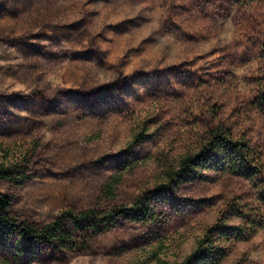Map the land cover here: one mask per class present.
<instances>
[{
  "label": "rangeland",
  "instance_id": "rangeland-1",
  "mask_svg": "<svg viewBox=\"0 0 264 264\" xmlns=\"http://www.w3.org/2000/svg\"><path fill=\"white\" fill-rule=\"evenodd\" d=\"M220 126L251 163L217 153L161 191ZM0 164L25 171L0 191L36 228L142 196L160 214L69 222L73 251L8 234L0 264H182L200 247L191 264H264V0H0Z\"/></svg>",
  "mask_w": 264,
  "mask_h": 264
},
{
  "label": "trees",
  "instance_id": "trees-1",
  "mask_svg": "<svg viewBox=\"0 0 264 264\" xmlns=\"http://www.w3.org/2000/svg\"><path fill=\"white\" fill-rule=\"evenodd\" d=\"M140 136H135L133 145H138L143 141ZM217 153L235 154L236 161L240 164L248 165L251 163L255 154L246 144H236L233 139V133L230 129L220 126L209 133V138L201 152L194 156L183 158L179 165L178 171H171L167 174L164 185L159 186L161 191H165L169 187L181 185L203 180L199 176L198 170L210 169L213 158ZM136 167V165H134ZM27 179L25 171L17 166L6 167L0 164V180L10 183H18ZM123 181V174H118L110 179L104 186L103 194L111 198L117 187ZM160 214L151 206L148 199L138 197L131 207L123 208L118 211L101 213L94 209H88L80 213L73 211L62 212L53 223L43 228H36L26 222H20L13 216L12 199L4 195L0 191V239L8 234L17 232L20 237L29 243H38L43 245L54 244L67 250H74V233L66 231V224L71 222L74 230L81 235H97L108 230L111 224L115 223L119 218L130 220L133 222H157ZM102 226L104 227L102 229ZM203 255L202 247L193 252L182 264H191L201 258Z\"/></svg>",
  "mask_w": 264,
  "mask_h": 264
}]
</instances>
